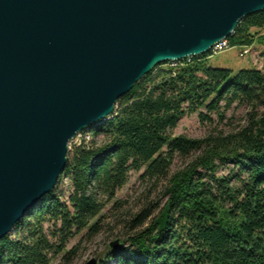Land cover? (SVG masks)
<instances>
[{"label":"trees","instance_id":"16d2710c","mask_svg":"<svg viewBox=\"0 0 264 264\" xmlns=\"http://www.w3.org/2000/svg\"><path fill=\"white\" fill-rule=\"evenodd\" d=\"M264 11L245 18L227 38L229 48H264ZM263 33V35H261ZM207 55L165 63L143 77L116 104L111 117L92 126L95 141L74 143L54 190L0 240V264H70L78 236L102 231L103 211L131 173L160 200L122 220L123 241L98 264H264V73L207 66ZM264 56V52L262 54ZM234 105L247 109L246 125L201 139L172 136L186 116L222 123ZM83 135V134H82ZM180 160L182 165L174 167ZM226 171V174L220 172ZM63 179L67 191L59 195Z\"/></svg>","mask_w":264,"mask_h":264},{"label":"water","instance_id":"95a60500","mask_svg":"<svg viewBox=\"0 0 264 264\" xmlns=\"http://www.w3.org/2000/svg\"><path fill=\"white\" fill-rule=\"evenodd\" d=\"M261 11L264 0H0V240L54 190L72 140L135 84L209 54ZM168 219L166 207L160 232Z\"/></svg>","mask_w":264,"mask_h":264},{"label":"rangeland","instance_id":"374dc122","mask_svg":"<svg viewBox=\"0 0 264 264\" xmlns=\"http://www.w3.org/2000/svg\"><path fill=\"white\" fill-rule=\"evenodd\" d=\"M264 33V32H263ZM263 33L261 35H263ZM245 51H247L245 53ZM264 48L262 46L254 45L243 51L242 48L234 47L227 48L226 50L213 54L208 57L206 63L209 68L213 69H227L233 72L240 70L256 68L264 73V56L262 55ZM247 109L245 107H239L234 105L225 112V120L220 123L214 119L213 124L202 123L197 115L184 117L177 125L176 129L171 132L172 136L184 135L193 139H201L208 134H217L218 132L229 133L231 131L239 130L246 125ZM81 137L74 143H80L81 141H95L100 144L101 138L93 139L90 133H82ZM73 144L71 145V147ZM183 162L176 160L174 167H180ZM141 174V173H140ZM140 174L131 173L127 184L116 194L115 201L122 202L121 210H113L112 202L106 207L101 216H104V220L101 223L102 231L93 238L82 237L81 235L73 239L68 249L79 245L77 255L71 261L70 264H86L90 259H101L102 254L105 253L108 245L115 241H119L121 246L123 237L122 227H118L119 218L125 219L136 215L141 209H143L147 203H156L161 199L162 186L155 188L146 187L145 184L139 182ZM220 174H226L223 169ZM67 191V180L63 179L58 194L64 195ZM159 209L156 210L151 216L158 219L163 211L164 201H161ZM119 248V247H118ZM111 249V248H110ZM118 250V249H111ZM60 263V257L54 261V264ZM110 264H116L115 261Z\"/></svg>","mask_w":264,"mask_h":264},{"label":"built area","instance_id":"2783aa9c","mask_svg":"<svg viewBox=\"0 0 264 264\" xmlns=\"http://www.w3.org/2000/svg\"><path fill=\"white\" fill-rule=\"evenodd\" d=\"M227 48H229V47H228V43H227V41H226V40H222V41L219 42L217 45H215V46L211 49L210 52L212 53V55H213V54H218V53H220V52L226 50ZM246 52H247V51H245V53H246ZM188 59H190V58H188ZM186 60H187V59H186ZM176 63H177V62H171V66H172V67H176V66H177ZM81 135H82V134L77 135V136L72 140V142L69 144V149L71 148V145L74 144V142H77V140L81 137Z\"/></svg>","mask_w":264,"mask_h":264}]
</instances>
